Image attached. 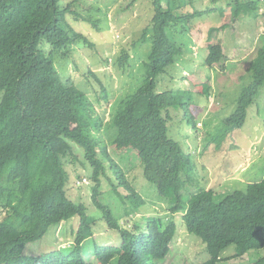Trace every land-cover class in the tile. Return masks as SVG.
Here are the masks:
<instances>
[{
    "label": "trees",
    "instance_id": "trees-1",
    "mask_svg": "<svg viewBox=\"0 0 264 264\" xmlns=\"http://www.w3.org/2000/svg\"><path fill=\"white\" fill-rule=\"evenodd\" d=\"M62 1L0 0V264H88L81 245L92 236L94 220L82 204L65 194L66 172L61 159L74 155L75 148L69 143L81 149L82 159L92 169V204L102 213L107 228L121 238L118 247H93L97 264H155L165 259L178 235L172 220L178 214L187 233L198 237L207 251L208 259L200 264H219L221 251L230 245L235 247L232 257L264 248V179L220 198L218 190L202 187L189 191L199 167L169 137L167 128L168 110L178 104L176 92L155 90L156 77L182 53L167 37L166 28L179 19L201 18L210 10L176 16L165 9L163 0H150L153 14L140 37L151 42L145 78L133 94L108 104L109 119L104 122L98 114L100 106H94L67 80L64 83L50 61L53 54L64 55L75 43L93 48L65 23L64 15L72 11L69 3L62 7ZM75 18L87 21L79 15ZM207 49V67L223 61L221 44H209ZM128 59L124 53L120 65ZM245 71L251 81L241 88L220 133L243 126L248 107L264 87V38ZM88 74L107 103L106 88L95 74ZM201 94L207 99L211 96ZM197 125L190 127L195 130ZM107 145L136 152L143 177L156 189L157 199L167 205L171 219L166 226L158 217L141 215L132 222L126 215L151 206L129 184ZM104 184L122 203L120 221L100 201ZM76 216L79 225L70 250L23 254L50 226ZM251 264H264V256Z\"/></svg>",
    "mask_w": 264,
    "mask_h": 264
},
{
    "label": "rangeland",
    "instance_id": "rangeland-1",
    "mask_svg": "<svg viewBox=\"0 0 264 264\" xmlns=\"http://www.w3.org/2000/svg\"><path fill=\"white\" fill-rule=\"evenodd\" d=\"M132 2L133 0H64L60 3L62 7L69 3L72 11L64 15L65 23L91 42L93 48L81 42L75 43L64 55L53 54L50 61L64 83L67 80L70 86L84 93L94 106H100L98 114L103 117L104 122L109 119V105L133 94L146 74L151 42L148 39L140 40V37L142 29L152 17L153 9L150 0H134L131 5ZM163 6L176 16L189 15L194 10H210L201 18L179 19L166 28L167 37L182 53L175 57V63L168 66L155 81L157 93L175 91L178 99V104L168 110L169 137L178 142L184 152L190 154L199 170H203L198 175L195 173V184L189 191L207 185L212 190L221 188L219 198L232 190L243 191L246 186L238 180L231 181V176L228 177L229 181L219 184L225 179L215 170L222 161L229 162L235 168L245 159V168H248L250 174L258 179L264 176V87L248 107L243 126L226 134L220 133L224 118L235 109L241 88L251 81L245 70L264 38V0H163ZM175 6L179 8L176 11ZM75 15L87 21L75 18ZM200 23H203L199 28L202 33L195 29ZM196 44L199 49L195 54L193 46ZM209 44H221L224 55L223 61L214 65L215 69L205 64ZM124 53H128L129 59L123 60L120 65L119 58ZM221 64L222 68H217ZM88 71L95 74L106 88L107 103L101 99V88L94 82V77L89 76ZM223 87L224 95L220 91ZM203 92L211 95L210 100L201 94ZM197 123L201 125L198 126ZM189 124L197 125L195 130ZM233 138L237 141V150H233L230 155L227 151L215 149L218 144L226 142L234 149L231 145ZM256 140L257 143L254 142ZM105 142L107 144V140ZM69 145L71 149H75L73 156L61 159L66 172L64 190L71 201L82 204L87 216L95 220L92 236L83 241L81 249L87 263L97 264L93 247H118L121 238L117 231L107 228L102 213L92 204V169L82 159L81 149L73 143ZM107 151L129 184L141 192L151 206L150 210H143L142 207L140 211L125 214L132 222L137 221L141 215L146 218L158 217L163 222L162 226H166L171 219L167 213V205L157 199L156 189L143 177L142 164L136 152L129 148L118 150L112 145H107ZM244 180H247L246 176ZM102 189L105 194L100 201L110 208L114 219L120 221L124 214L122 203L116 200L106 184ZM172 220L177 225L178 235L169 245L167 257L155 261V264H200L207 260L209 256L204 245L198 237L187 233L181 214L175 215ZM78 225L79 218L76 216L50 226L41 240L26 246L23 254L37 256L70 248ZM234 252L233 245L221 251L220 264H251L264 256V248L237 258L232 257Z\"/></svg>",
    "mask_w": 264,
    "mask_h": 264
},
{
    "label": "crops",
    "instance_id": "crops-1",
    "mask_svg": "<svg viewBox=\"0 0 264 264\" xmlns=\"http://www.w3.org/2000/svg\"><path fill=\"white\" fill-rule=\"evenodd\" d=\"M201 24L203 23H200L197 27H196V31L199 32V33H202V31L199 29L201 27ZM202 30H204V28H201ZM199 37V36H198ZM202 38V37H201ZM192 41L194 42L193 38L191 37ZM194 47V48H193ZM193 51H195V54H196V50L199 49V45L196 44L195 46H193ZM212 69H215V66L212 67ZM211 69V70H212ZM225 87L221 88L220 91H221V94H225V92L223 91ZM216 113V112H215ZM224 142V141H223ZM255 143H257V140L254 141ZM253 144V143H252ZM231 145H233L234 149H232L230 146H228L227 142L224 143V144H218V146L215 148L216 150L219 149L221 151H227V154L230 155L232 153L233 150H237L236 146H237V141L235 140V138L232 139V142H231ZM232 156V155H231ZM248 161V159H247ZM222 164H220L218 166V168L215 170L218 174H220V177L222 179H225V180H222L219 184H222L224 182H227L229 181L228 180V177L231 176V181L232 180H238L241 184L243 185H247L249 183H254V182H258V181H261L262 179H264V176L262 177V179H258L256 178V176H253L252 174H250L248 171V168H245V159L244 161L240 162L238 164L237 167L233 168V166H230L229 162H221ZM212 169H210L211 171ZM201 172L203 173V170L200 169L198 171V173ZM238 176V177H237ZM244 176H246L247 180L245 181L244 180ZM229 185H232L229 183ZM205 188L206 190L208 189H212L211 187H209L208 185L203 187ZM221 189V188H220ZM219 189V190H220Z\"/></svg>",
    "mask_w": 264,
    "mask_h": 264
},
{
    "label": "clouds",
    "instance_id": "clouds-1",
    "mask_svg": "<svg viewBox=\"0 0 264 264\" xmlns=\"http://www.w3.org/2000/svg\"><path fill=\"white\" fill-rule=\"evenodd\" d=\"M213 67H214V65H213ZM209 100H210V97H209ZM212 102V101H211ZM211 102H209L210 104H212ZM199 125H201V124H199ZM86 180V179H85ZM84 179H82V181H85ZM87 183V182H86ZM84 184V183H83ZM219 191V190H218ZM92 220H94V219H92ZM95 223V220L93 221V224ZM88 239V238H87ZM73 242V241H72ZM71 246H72V244H71ZM71 248V247H70ZM70 248H68V249H63V250H70ZM60 250H62V249H60ZM56 251H59V250H56ZM250 252H254V251H249V252H247L246 254H248V253H250ZM235 253V252H234ZM221 258V257H220ZM237 258V257H236ZM220 262H221V260H220ZM220 262H219V264H220ZM89 264V263H88Z\"/></svg>",
    "mask_w": 264,
    "mask_h": 264
}]
</instances>
